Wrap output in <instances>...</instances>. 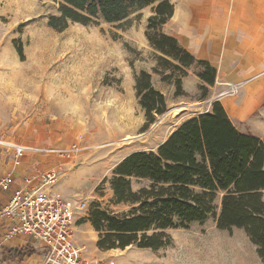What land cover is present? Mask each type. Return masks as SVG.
Masks as SVG:
<instances>
[{
	"label": "rangeland",
	"instance_id": "1",
	"mask_svg": "<svg viewBox=\"0 0 264 264\" xmlns=\"http://www.w3.org/2000/svg\"><path fill=\"white\" fill-rule=\"evenodd\" d=\"M58 6L56 0H0V136L65 149L78 144L79 151L63 158L62 174L52 189L66 199L88 200V210L82 212L87 215L78 219L75 237L91 263L264 264L243 229L217 226L220 198L216 216L188 228L169 229L171 244L160 250L97 247L98 232L89 221L95 206L114 214L132 207L115 202L110 183L127 153L156 151L177 125L211 111L216 100L240 131L264 141V105L247 116L234 112L230 102L237 95L221 96L227 86L218 78L203 97L198 64L188 69L186 87L183 84L188 92L182 96L174 95V84L152 73L168 110L143 131L146 117L136 96L135 74L152 72L158 63V52L145 35L154 5L121 23H71L63 30L48 24ZM47 159L42 160L52 158ZM35 160L30 154L23 162L31 165ZM149 184L148 179L132 178L134 190Z\"/></svg>",
	"mask_w": 264,
	"mask_h": 264
},
{
	"label": "trees",
	"instance_id": "2",
	"mask_svg": "<svg viewBox=\"0 0 264 264\" xmlns=\"http://www.w3.org/2000/svg\"><path fill=\"white\" fill-rule=\"evenodd\" d=\"M57 12L49 15V26L63 30L71 23L83 25L121 23L131 14L154 5L145 35L158 63L152 72L135 74V90L145 112L142 130L168 110L165 94L152 82V73L175 85V96L185 95L183 79L198 64L206 97L216 82L217 69L196 58L178 39L163 30L174 12L170 0H56ZM139 15V14H138ZM22 54V49L19 48ZM132 178L150 184L134 190ZM111 188L117 204L131 209L114 214L95 206L89 221L98 232L100 250L139 248L160 250L171 244L169 229L188 228L216 216L220 229H243L257 246L264 263V141L240 131L218 100L211 111L179 124L156 151H133L116 166ZM24 257L36 253L30 246L11 250Z\"/></svg>",
	"mask_w": 264,
	"mask_h": 264
},
{
	"label": "crops",
	"instance_id": "3",
	"mask_svg": "<svg viewBox=\"0 0 264 264\" xmlns=\"http://www.w3.org/2000/svg\"><path fill=\"white\" fill-rule=\"evenodd\" d=\"M170 1L174 12L163 26L164 32L175 36L196 58L210 62L223 84H240L237 98L230 102L234 112L247 116L260 109L264 105V0ZM186 80L187 77L184 86ZM184 90L188 92L187 88ZM34 157L35 163L23 162L16 171L13 188L22 184L25 174L46 165L65 164L60 157L47 162L39 155ZM11 168L12 160L0 150V176ZM10 193L1 192L0 203L6 202ZM6 225L7 222L0 224V264H40L42 252L28 238L3 240ZM27 245L36 253L21 257L11 251Z\"/></svg>",
	"mask_w": 264,
	"mask_h": 264
},
{
	"label": "built area",
	"instance_id": "4",
	"mask_svg": "<svg viewBox=\"0 0 264 264\" xmlns=\"http://www.w3.org/2000/svg\"><path fill=\"white\" fill-rule=\"evenodd\" d=\"M221 96H235L240 84L226 83ZM0 150L12 160V168L0 176V193L11 191L10 197L0 203V224L7 222L3 240L22 236L42 252L40 264H92L84 254V247L76 241L75 227L79 218L86 217L89 202L85 197L66 199L52 189L62 174V164L46 165L25 174L22 184L13 188L16 171L30 154L48 159L60 158L79 151L78 144L70 148L51 145H32L0 136ZM47 159V160H48Z\"/></svg>",
	"mask_w": 264,
	"mask_h": 264
},
{
	"label": "bare ground",
	"instance_id": "5",
	"mask_svg": "<svg viewBox=\"0 0 264 264\" xmlns=\"http://www.w3.org/2000/svg\"><path fill=\"white\" fill-rule=\"evenodd\" d=\"M178 111H179V109H178L175 113H178ZM179 112H180V111H179ZM127 138H128V139H130V138L132 139V136H128ZM130 142H131V141H130ZM74 153H75V152H74Z\"/></svg>",
	"mask_w": 264,
	"mask_h": 264
}]
</instances>
